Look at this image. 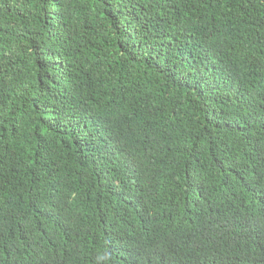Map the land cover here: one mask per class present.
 Returning <instances> with one entry per match:
<instances>
[{
  "label": "trees",
  "instance_id": "trees-1",
  "mask_svg": "<svg viewBox=\"0 0 264 264\" xmlns=\"http://www.w3.org/2000/svg\"><path fill=\"white\" fill-rule=\"evenodd\" d=\"M0 264H264V0H0Z\"/></svg>",
  "mask_w": 264,
  "mask_h": 264
}]
</instances>
